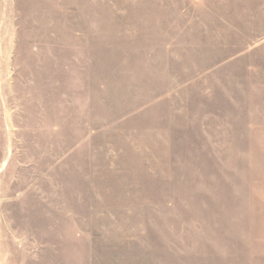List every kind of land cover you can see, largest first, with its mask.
Wrapping results in <instances>:
<instances>
[{"label": "rangeland", "instance_id": "1", "mask_svg": "<svg viewBox=\"0 0 264 264\" xmlns=\"http://www.w3.org/2000/svg\"><path fill=\"white\" fill-rule=\"evenodd\" d=\"M0 264H264V0H0Z\"/></svg>", "mask_w": 264, "mask_h": 264}]
</instances>
